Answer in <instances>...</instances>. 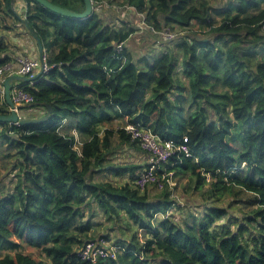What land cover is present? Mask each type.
I'll use <instances>...</instances> for the list:
<instances>
[{"label":"trees","instance_id":"1","mask_svg":"<svg viewBox=\"0 0 264 264\" xmlns=\"http://www.w3.org/2000/svg\"><path fill=\"white\" fill-rule=\"evenodd\" d=\"M91 1L81 20L0 0V69L13 61L6 35L29 36L22 9L48 70L18 87L52 108L42 123H0V264H264V0ZM128 124L173 142L153 174L185 180L183 202L177 186L136 184L148 160H118L144 153ZM100 239L114 258H79Z\"/></svg>","mask_w":264,"mask_h":264},{"label":"built area","instance_id":"2","mask_svg":"<svg viewBox=\"0 0 264 264\" xmlns=\"http://www.w3.org/2000/svg\"><path fill=\"white\" fill-rule=\"evenodd\" d=\"M168 40L172 39L173 36L164 34ZM118 50H121V46H117ZM44 68L43 72L45 73L48 70L46 65V54H43ZM40 61L30 59L27 57L19 58L15 63L8 64L2 69H0V102H4V90L3 82L4 80L11 75H20L28 77L32 80L39 75L40 72ZM33 82V81H32ZM32 84V83H31ZM11 100L15 106V111L19 113L20 107H29L33 104L32 97L24 92L18 87V84L12 88ZM18 126V124H15ZM126 133H128L133 139L138 140L140 147L145 150L148 154V163L150 165L149 169L144 170L139 177L137 178L136 184L140 187H145L146 185H156L157 190H162L163 182H165L170 189L175 186L171 176L168 174L163 176L162 179L157 180L153 174V170L156 164L166 163L167 160L173 153V142L161 140L158 136L152 134L149 130H142L135 125L128 124L124 128ZM179 149L189 156L187 149L184 146H180ZM115 257V248L110 246V244L105 240H98L96 242H87L85 243L79 251V258L82 260H88L92 263H95L98 259L103 258H114Z\"/></svg>","mask_w":264,"mask_h":264},{"label":"water","instance_id":"3","mask_svg":"<svg viewBox=\"0 0 264 264\" xmlns=\"http://www.w3.org/2000/svg\"><path fill=\"white\" fill-rule=\"evenodd\" d=\"M40 6L65 17H70V18H75V19H81L84 20L88 18L94 11V6L91 0H83L85 4V10L81 14H77L75 12H72L68 9L61 8L57 5L52 4L48 0H33ZM14 5V0H11V6L13 8ZM96 11L100 12V9H97ZM17 18L19 19L21 25L23 26V30H25L29 34V42L34 41V43L37 46L38 54H39V61H40V72L39 74H42L43 68H44V62H43V54L45 52V49L43 48L42 43L36 36V34L31 30L29 25L27 24L26 20L22 18L17 12L15 13ZM24 36H27L26 34ZM32 79L25 77V76H20V75H11L7 77L4 82H3V90H4V100L6 104L9 107V114L8 115H0V123H6V124H18V125H29V124H37V123H42L46 121L50 113L52 111L51 106L48 104H32L29 106L30 108H45L46 114L41 117V118H35V119H27L22 116V112L17 113L15 111V106L11 100V90L12 88L15 87L17 84H24V83H32Z\"/></svg>","mask_w":264,"mask_h":264},{"label":"rangeland","instance_id":"4","mask_svg":"<svg viewBox=\"0 0 264 264\" xmlns=\"http://www.w3.org/2000/svg\"><path fill=\"white\" fill-rule=\"evenodd\" d=\"M119 1H121V0H119ZM116 16L118 17V19H122V20H124V22H128V20L127 19H125L127 16H128V13L126 12V10H123V9H118L116 12ZM131 24H133V23H131ZM136 25L139 27L140 26V28H142V25L140 24V22L137 20L136 21ZM147 37H150L148 34L146 35ZM136 39L137 38H135V39H133L132 41H131V44H136V46H134V47H132V48H137V49H139L140 51L142 50V51H144V49H147V45H146V43H148L147 41H144L143 43H142V41H141V43H136ZM166 39V38H165ZM31 44H32V42H31ZM137 44H139V46L137 45ZM149 45H151V47L152 48H158V46L159 45H152V44H149ZM149 51V50H148ZM27 54H28V56L29 57H32L31 56V52L30 51H28L27 52ZM156 56V54H152V56ZM23 58V55H20L18 58H17V60L19 59V58ZM16 60V61H17ZM20 112V111H19ZM142 149V148H141ZM140 149V150H141ZM143 150V149H142ZM141 150V151H142ZM144 151V153H136V152H132V151H130L129 149H123V152L120 154V155H118L117 156V158H118V160H120V161H126V160H128L129 162H138V163H140V162H142L143 160H148V158H147V156H148V154H147V152L145 151V150H143ZM173 182L176 184L175 186H177V189H176V191L174 192V198H176V200L178 201V202H183L184 201V199L186 198V197H188V194H185L184 193V191H183V187H184V185H185V180H182L181 182H177V179L176 180H173ZM185 194V195H184ZM197 195L198 194H196L195 196L197 197ZM174 212V211H173ZM239 214V213H238ZM121 224H123V225H125V221H122L121 222ZM107 225H109L113 230L117 227V226H112L113 224H110V223H108ZM110 227H104L105 229H102L101 230V232L104 234V236L105 235H107V234H110V237H114V234H113V231H112V229H110L109 230V228ZM125 235H126V237H129V235H130V233H124V237H125ZM109 243V242H108ZM24 253H26V254H29V255H32L35 259H38L39 257H40V254H39V252L38 251H36V250H33V249H31V248H28V247H24Z\"/></svg>","mask_w":264,"mask_h":264},{"label":"crops","instance_id":"5","mask_svg":"<svg viewBox=\"0 0 264 264\" xmlns=\"http://www.w3.org/2000/svg\"><path fill=\"white\" fill-rule=\"evenodd\" d=\"M17 12L21 14L22 9H18ZM19 30H20L19 28H16L14 29V31L6 35V39L8 40V43L10 45V57L13 59L11 63H15L20 55H23V57H27L30 59L39 60V54L36 44L34 43V41H31L32 44L31 42H29L30 36H21V34L18 33ZM138 42L139 39H136V43ZM132 46L134 47L136 46V44H132ZM28 51L31 52L32 57L28 56L27 54Z\"/></svg>","mask_w":264,"mask_h":264}]
</instances>
